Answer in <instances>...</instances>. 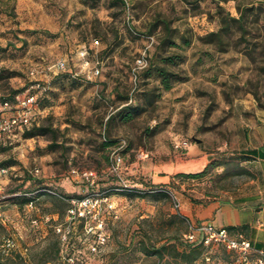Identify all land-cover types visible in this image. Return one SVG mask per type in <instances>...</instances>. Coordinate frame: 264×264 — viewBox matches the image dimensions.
Wrapping results in <instances>:
<instances>
[{"label":"rangeland","instance_id":"obj_1","mask_svg":"<svg viewBox=\"0 0 264 264\" xmlns=\"http://www.w3.org/2000/svg\"><path fill=\"white\" fill-rule=\"evenodd\" d=\"M123 1L0 0V103L34 92L43 129L0 145L1 196L58 194L0 205V264H202L204 249L181 253L192 214L255 192L244 152L264 143V0ZM243 11V35L231 24L222 51L203 43ZM162 20L176 47L160 48ZM159 67L176 76L168 90Z\"/></svg>","mask_w":264,"mask_h":264},{"label":"built area","instance_id":"obj_2","mask_svg":"<svg viewBox=\"0 0 264 264\" xmlns=\"http://www.w3.org/2000/svg\"><path fill=\"white\" fill-rule=\"evenodd\" d=\"M149 43L153 42L151 37L148 38ZM150 46V45H149ZM148 46V47H149ZM142 52L141 56L136 60L137 67H141L145 64L146 60V50ZM86 55V50L83 48V51L80 53L81 57ZM56 68L58 70L65 69V62H57ZM97 73V72H96ZM33 74V72H30ZM39 88V83L34 84V86ZM38 95L26 90V92L21 95H16L14 98V103L8 101L0 104V141L5 137L9 138L13 133L23 132L32 127L34 116L38 112ZM4 111H7L3 113ZM147 157V154L144 151H139L137 154L138 160H143ZM121 157L119 155H114L113 160V171L117 170L121 165ZM8 168H0V176H6L9 174ZM75 173V171H72ZM80 177L87 183L93 184L94 179L96 178V173L92 170L83 171L80 173ZM152 191V190H151ZM38 192H43L48 195L58 196L56 192L48 188L41 189ZM6 198L1 196V187H0V205L5 203ZM29 204H32L30 202ZM90 204L89 201L83 200L80 202V209H78L75 214L80 217H84L85 211H80L81 208H86ZM110 207V206H108ZM69 213L74 215V210H69ZM1 218V213H0ZM257 228L264 230V222L259 221L257 223ZM98 240L100 243L104 241V238L101 233L97 234ZM187 243L192 245H200L205 250L201 255L202 264H264V245L262 248H254L250 239L247 235L238 230L227 229L226 227H217L210 223H189L188 224V233L184 236ZM214 247H220L227 251L230 254V259L228 261H218L215 262L212 260V249Z\"/></svg>","mask_w":264,"mask_h":264},{"label":"crops","instance_id":"obj_3","mask_svg":"<svg viewBox=\"0 0 264 264\" xmlns=\"http://www.w3.org/2000/svg\"><path fill=\"white\" fill-rule=\"evenodd\" d=\"M21 135V132H17ZM10 138V137H9ZM250 160L246 162L247 168L255 176V192L245 197L239 204H221L207 206L192 217L199 222L209 220L216 222L217 227H229L233 230L244 232L250 239L254 248H262L264 245V230L257 228L259 221L264 222V143L257 148L244 152ZM185 212H193L190 206Z\"/></svg>","mask_w":264,"mask_h":264},{"label":"trees","instance_id":"obj_4","mask_svg":"<svg viewBox=\"0 0 264 264\" xmlns=\"http://www.w3.org/2000/svg\"><path fill=\"white\" fill-rule=\"evenodd\" d=\"M119 1L121 2L122 5L125 4L123 0H119ZM218 13L221 14L222 10L220 9L218 11ZM244 17H245V11L241 12L238 18L230 17L228 14H225L224 16L222 15L220 18L221 26L218 28V30L215 32H209V33L205 34L201 38V40L203 41V43L216 45L219 48V50L222 51V49H223L222 46L224 44L223 37H224V35H226L229 32L231 24H237L238 28L242 32V35L245 32ZM161 23L163 24L162 29L164 32V36L160 40V48L163 49L165 46L166 47L167 46L176 47L177 44H175V42H173V40H172L173 32L169 29L168 23L164 20H162ZM157 25L158 24H154V26H157ZM181 39H182L185 46L189 45L190 42L186 37H182ZM172 59H174V58H172V57L165 58V60H167L169 62H171ZM157 72L159 74V77H161V81H162L161 83H162L164 89L165 90L170 89L174 83V80L176 79V76L174 74L168 72V70H166V68H164V67H159L157 69ZM14 94H12L10 100L4 99L0 104H2L5 101H8L10 103H14V98L16 96ZM40 101H41V99L38 96V105L40 104ZM5 112H7V111H4L3 113H5ZM42 130L43 129L41 127H37V128L32 127V128H29L28 130H24L23 132H21V135L32 136V135H34V131L40 132ZM8 139L9 138L5 137L2 141H0V145H2V143L5 144L6 142H9ZM105 143H107V142H105ZM3 149H5V148H3ZM11 167L12 166H1L0 168H8L10 170V169H12ZM7 176H10V171H9V174L6 175V177ZM1 177H5V176H0V178ZM41 189H46V188H39L38 190H36L34 192H30V193L28 192V193H24L21 195H19L16 192H13L12 196H10L8 199L21 196V197H23V201H25L26 204H29L30 202H33V200L37 197L36 194L40 193L38 191ZM151 190H152L151 188L148 190H145L144 193H153V192H150ZM226 228L232 229L229 227H226ZM169 247H171L173 249H178L177 247H179V244H171V246H169ZM180 247H181V253L182 254H187V255H194L195 254L194 259H196L197 256L202 253V249H203L202 246H200V245H192V244H189L187 242L181 243ZM164 249H165V246H160L159 248H157L154 251V254H158L159 256H161V252Z\"/></svg>","mask_w":264,"mask_h":264}]
</instances>
